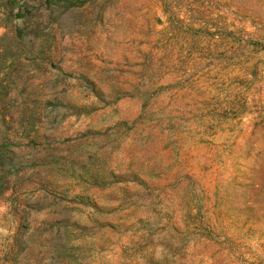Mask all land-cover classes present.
<instances>
[{
	"label": "rangeland",
	"instance_id": "1",
	"mask_svg": "<svg viewBox=\"0 0 264 264\" xmlns=\"http://www.w3.org/2000/svg\"><path fill=\"white\" fill-rule=\"evenodd\" d=\"M19 14L0 264H264V0H0V37Z\"/></svg>",
	"mask_w": 264,
	"mask_h": 264
},
{
	"label": "trees",
	"instance_id": "2",
	"mask_svg": "<svg viewBox=\"0 0 264 264\" xmlns=\"http://www.w3.org/2000/svg\"><path fill=\"white\" fill-rule=\"evenodd\" d=\"M51 2L49 1V4ZM8 15V13L4 14V16ZM25 16L26 15H17L18 18H23V21L21 22H16L15 25H9L10 29V35L11 37H8L9 34H4L3 36L0 37V71H1V64H4L9 57L12 59L10 63V67H12V64L15 60V58H18V56L24 52L25 56H29L27 60L32 61V65H35L34 62H37V59L41 55V52H43L46 48L44 44L47 35H43L42 32L34 31L33 33L30 34H24V29L22 30L20 27L22 24L29 25L31 23V20L28 22L25 21ZM7 17V16H6ZM25 21V22H24ZM32 25V24H31ZM6 26V25H2ZM27 29V28H26ZM32 29V28H31ZM35 29V28H33ZM16 52H13V50ZM7 52V53H6ZM5 53V55H4ZM9 67V68H10ZM9 89L7 87H1L0 85V107L2 106L3 103V98L9 96ZM34 109V108H33ZM33 112V110H32ZM34 113H32L33 116ZM5 118L6 116L2 113H0V120H3V123H5ZM34 128V127H32ZM3 137L7 136L6 133L2 135ZM3 138L2 140H4ZM6 141V140H4ZM2 148L0 147V166L4 164V154L1 152Z\"/></svg>",
	"mask_w": 264,
	"mask_h": 264
}]
</instances>
